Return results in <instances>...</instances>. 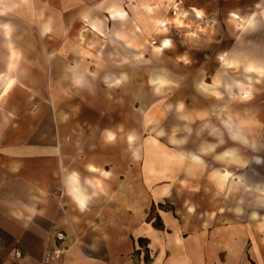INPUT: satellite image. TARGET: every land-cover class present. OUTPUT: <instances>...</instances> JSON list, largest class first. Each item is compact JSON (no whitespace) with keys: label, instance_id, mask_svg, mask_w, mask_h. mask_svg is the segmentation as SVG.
<instances>
[{"label":"crops","instance_id":"0c3cea01","mask_svg":"<svg viewBox=\"0 0 264 264\" xmlns=\"http://www.w3.org/2000/svg\"><path fill=\"white\" fill-rule=\"evenodd\" d=\"M256 2L0 0V264H264V126L236 123L242 137L233 140L221 120L215 141H198L214 147L202 162L189 163L196 177L189 181L199 187L177 188L181 166L174 155L171 164L157 159V184L149 188L153 168L143 164L142 139L133 144L119 127L84 125L77 92L94 81L89 54L103 45L91 42L106 38L94 6L187 4L206 13L220 5L246 20L255 18L243 6ZM5 3L24 11L12 6L7 13ZM51 4L59 9L45 7ZM69 4L77 6L75 16L61 10ZM36 5L44 7L37 13ZM109 8L103 14L114 28L130 25L126 9L112 17ZM218 111L223 117L226 109ZM228 137L241 146L228 147ZM229 149L245 162L219 157ZM213 162L221 172L229 163L238 171L220 183L207 178L208 165L207 172L194 169ZM169 174L173 181L165 183ZM58 230L66 234L59 257L51 253Z\"/></svg>","mask_w":264,"mask_h":264},{"label":"rangeland","instance_id":"374dc122","mask_svg":"<svg viewBox=\"0 0 264 264\" xmlns=\"http://www.w3.org/2000/svg\"><path fill=\"white\" fill-rule=\"evenodd\" d=\"M256 1L251 6L243 7H249L247 11L253 12L257 26L252 29L246 25L238 33L227 19L230 15L220 5L211 6L206 13L203 10L201 16L197 15V5L120 6L121 10L128 11L131 23L117 28L103 14L110 6H101L103 10L100 11L94 6L96 15H103L101 17L105 22L99 21L101 25L97 29L105 32L103 37L106 38L102 42V39L91 42L103 47L89 54L94 64L87 71L94 81L84 90H77L83 93L78 97H82L84 103L79 119L83 120L84 125L119 127L133 144H139L142 139L143 164L147 160L153 168L151 177H148L149 188L157 184V159L164 158L165 163L171 164L174 155H178L181 166L177 188L199 187L200 182L189 181L196 178L194 172L189 171V163L193 160L191 153L202 156L204 152L198 141L217 139L214 131L222 120L218 111L220 107L226 109L223 112L225 116L229 111L230 121L242 124L244 129L258 130V126H264L262 81L243 79L242 89L233 86L232 92L222 85V80L214 84L220 74H229L224 71L222 58L232 57L240 65L251 57L264 61V0ZM4 5L6 12L10 13L13 5ZM13 7L24 11L23 5ZM41 7L44 6H35L37 13ZM45 7L59 9L58 5L53 4ZM61 7V10L67 8L68 13L75 16L77 6L69 4ZM185 9L189 10L187 15H184ZM163 19L167 20L166 25L160 23ZM246 21L243 20V23ZM69 23L73 30L71 33H77L75 29L80 27V21ZM164 39H169L171 44L156 50ZM240 69L237 68L238 71ZM158 77H162L164 82L155 81ZM201 80L211 88L210 91L200 88ZM246 88L251 90V100L243 97L242 91ZM213 89L218 90L220 95L213 93ZM198 95L207 102L195 103ZM220 98L223 99L222 104H218ZM248 135L257 136V133L248 132ZM227 141L228 147L241 146L230 137ZM209 163H204L202 168L195 166L194 169L196 172H207L203 169L208 165L211 173L207 178H216V171H213L218 170V164ZM237 166L229 163L227 169L235 173ZM172 178L170 174L165 175L164 182L172 183ZM211 181L214 182V179Z\"/></svg>","mask_w":264,"mask_h":264},{"label":"bare ground","instance_id":"6f19581e","mask_svg":"<svg viewBox=\"0 0 264 264\" xmlns=\"http://www.w3.org/2000/svg\"><path fill=\"white\" fill-rule=\"evenodd\" d=\"M110 15L112 17H117V16H123L125 14L124 10H121L120 8H118L117 6H111L110 8ZM189 12V10L185 9L184 10V15H187ZM197 13H201V11H197ZM201 16V15H198ZM244 18L241 17L236 11L231 13L229 22L235 27V31H237V33L239 32L240 28L244 29L246 27V25H249L251 28L256 27L257 22L255 19H246L247 21L243 23ZM160 23L162 25H166L168 22L167 20H160ZM93 26L97 27L94 23H92ZM230 27V26H229ZM170 40L169 39H164L162 45H159L158 47H156V50H162L163 48L169 46ZM221 58V57H220ZM222 63L224 66V71L228 72L229 74L224 75V74H220L219 78H217L214 82V84L219 83L222 80V85L226 88H228L231 92L233 90V86H238L240 89L241 86L244 84L243 79H247L248 81L252 82L255 80H259L262 81L264 83V61L260 60V59H256V58H249L247 59V61L245 62V64H241L240 62H238L237 59H233L232 57H227V58H222ZM237 68H241V71H238ZM252 69V70H250ZM197 80V78L195 79V81ZM155 81L159 82V83H163L164 79L162 77H158ZM201 82L200 84V88L202 90H207L210 91L211 88H209L208 85L205 84V82L203 80L199 81ZM12 84V80L9 81V83L7 84V86L5 87L4 91H6ZM213 93H216L218 95H220L219 91L216 89L212 90ZM243 93V97L246 100H251L252 98V94H251V90L249 88H246L242 91ZM195 100V103H199L202 104L204 102V100L201 98V96H197ZM220 102L222 101V99L219 100ZM227 116L223 115L222 122L223 124L228 128L230 135L232 137L233 140H240L242 135H241V130L238 126V124L233 123L232 121L229 120V116L230 113L229 111L227 112ZM184 116H186L185 114H183ZM158 118V117H157ZM174 139V138H173ZM214 145L211 143H207L204 142L201 150L203 152H207L209 151L211 148H213ZM149 154L151 155L150 157H152L153 152L149 151ZM191 156L193 158V162L194 163H199L202 162L203 158L201 156V154L193 152L191 153ZM219 157H222L223 159L228 157L229 158V162L233 163V162H237V163H244L245 160L241 158V156H239L238 154L235 153V150L233 149H229L228 151H224L222 153V155L219 154ZM216 171V172H215ZM214 176L216 177L217 180H219L220 183H223L224 180L227 178V176H230L232 173L229 169L224 170L223 172H221L219 169L218 170H214Z\"/></svg>","mask_w":264,"mask_h":264},{"label":"built area","instance_id":"2783aa9c","mask_svg":"<svg viewBox=\"0 0 264 264\" xmlns=\"http://www.w3.org/2000/svg\"><path fill=\"white\" fill-rule=\"evenodd\" d=\"M55 237L56 239L59 241V243L57 244V246L51 251V253L57 257L61 256L64 251L65 248L62 246V242L66 239V234L64 231L62 230H58L55 232ZM15 256L17 257H22L23 254L20 251H16L15 252Z\"/></svg>","mask_w":264,"mask_h":264},{"label":"clouds","instance_id":"9594fccd","mask_svg":"<svg viewBox=\"0 0 264 264\" xmlns=\"http://www.w3.org/2000/svg\"><path fill=\"white\" fill-rule=\"evenodd\" d=\"M78 206L80 207L81 211L84 210L85 204L82 201L77 200Z\"/></svg>","mask_w":264,"mask_h":264},{"label":"snow or ice","instance_id":"6c2138e0","mask_svg":"<svg viewBox=\"0 0 264 264\" xmlns=\"http://www.w3.org/2000/svg\"><path fill=\"white\" fill-rule=\"evenodd\" d=\"M197 15H202V13H197ZM178 23H179V21H177ZM250 70H252V69H250Z\"/></svg>","mask_w":264,"mask_h":264},{"label":"trees","instance_id":"16d2710c","mask_svg":"<svg viewBox=\"0 0 264 264\" xmlns=\"http://www.w3.org/2000/svg\"><path fill=\"white\" fill-rule=\"evenodd\" d=\"M158 225L161 226L162 225L161 222H159Z\"/></svg>","mask_w":264,"mask_h":264}]
</instances>
